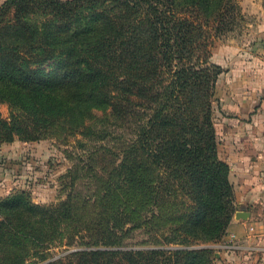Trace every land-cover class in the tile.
Listing matches in <instances>:
<instances>
[{"label": "trees", "instance_id": "obj_1", "mask_svg": "<svg viewBox=\"0 0 264 264\" xmlns=\"http://www.w3.org/2000/svg\"><path fill=\"white\" fill-rule=\"evenodd\" d=\"M243 20L238 0L0 3V103L10 108L0 146L89 136L93 109L150 112L121 154L94 151L92 195L57 207L8 199L0 264H26L55 241L76 250L48 264H214L206 244L231 223L235 190L212 117L218 73L207 65L213 37ZM136 229L151 243L125 248Z\"/></svg>", "mask_w": 264, "mask_h": 264}, {"label": "rangeland", "instance_id": "obj_2", "mask_svg": "<svg viewBox=\"0 0 264 264\" xmlns=\"http://www.w3.org/2000/svg\"><path fill=\"white\" fill-rule=\"evenodd\" d=\"M4 1L0 0V3ZM238 1L241 5V0ZM243 15L244 20L236 23L233 30L213 37L210 47L208 72L213 76L218 73L213 89L212 110L217 135L218 128L235 116L232 103L239 95L264 99V92L261 94L264 91V29L260 27V15H249L244 11ZM37 19L43 22L45 18L39 16ZM52 68L53 65L39 67L45 72L52 71ZM240 91L244 93L238 94ZM0 113L4 118H9L7 103H0ZM90 115L87 120L91 130L89 136L72 134L65 138L56 134L35 141L16 138L0 146V219L7 217L11 205L8 199L11 198L19 197L21 201L42 207H57L70 195H76L79 200L88 194L92 195L98 185L90 179L93 171L98 169L95 160L100 155L94 151L106 146L121 154L122 147L136 138L150 112L137 109L133 116L120 117L108 108L93 109ZM23 192L26 193L25 197ZM235 202L236 196V212ZM26 215L22 214L20 218L28 219ZM225 233L216 243L206 244L213 249L214 264L216 249L213 245L219 244ZM48 243L38 250L40 254L37 257L31 258L26 264H48L76 250L75 247L61 246L56 241L49 243L47 246L51 248L46 249ZM150 243L151 239L145 230L136 229L124 245L125 248L136 249L146 248ZM7 253V250L0 252V257H5Z\"/></svg>", "mask_w": 264, "mask_h": 264}, {"label": "crops", "instance_id": "obj_3", "mask_svg": "<svg viewBox=\"0 0 264 264\" xmlns=\"http://www.w3.org/2000/svg\"><path fill=\"white\" fill-rule=\"evenodd\" d=\"M241 6L245 14L260 15L264 29V0H241ZM235 100V116L218 128V141L237 210L223 240L213 245L215 264H264V99Z\"/></svg>", "mask_w": 264, "mask_h": 264}]
</instances>
